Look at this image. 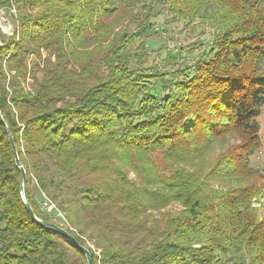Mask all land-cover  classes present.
<instances>
[{"label": "trees", "instance_id": "16d2710c", "mask_svg": "<svg viewBox=\"0 0 264 264\" xmlns=\"http://www.w3.org/2000/svg\"><path fill=\"white\" fill-rule=\"evenodd\" d=\"M157 1L212 27L183 69L144 67V40L128 52L152 29L136 10L147 0H12L0 114L29 204L58 223L34 179L93 264H264V165L250 163L263 144L264 0ZM21 181L0 121V264H87L31 220Z\"/></svg>", "mask_w": 264, "mask_h": 264}, {"label": "rangeland", "instance_id": "374dc122", "mask_svg": "<svg viewBox=\"0 0 264 264\" xmlns=\"http://www.w3.org/2000/svg\"><path fill=\"white\" fill-rule=\"evenodd\" d=\"M7 5H9V3L3 5L6 18L9 16L7 13ZM143 8L144 9L140 6L136 10L138 11V9H140L139 11H146V13H148L149 9L152 29L146 32L142 38L136 40L128 52L130 55H133V53L139 55L140 52H136L140 51L137 45L140 44V41L144 40L146 48V61L143 65L144 67L152 66V68L155 67L159 69L166 61L171 67L183 69L186 64L190 63L192 59L198 55V53L208 47L212 38V27L209 25V22L200 19L192 23L178 20L168 12L166 6L161 1L157 0H147ZM139 19L142 20V13L139 14ZM1 28L4 29L2 24ZM131 29L133 30V25ZM7 37L6 34L0 31V46L3 39ZM179 55H182L183 58H178ZM44 56H46V54L42 52V57ZM52 59H54L53 56ZM34 60L33 56H29L28 63L31 64ZM132 61L134 60L132 59ZM28 81L29 80H27V82ZM150 90L152 91L154 88L151 86ZM257 123L259 136L263 144L251 154L250 163L253 167H262L264 165V106H261V112L257 118ZM32 192L38 201L41 192L36 186L34 179H32ZM68 256L73 260L76 258L72 250H69Z\"/></svg>", "mask_w": 264, "mask_h": 264}, {"label": "water", "instance_id": "95a60500", "mask_svg": "<svg viewBox=\"0 0 264 264\" xmlns=\"http://www.w3.org/2000/svg\"><path fill=\"white\" fill-rule=\"evenodd\" d=\"M0 121L3 123L6 131H7V135H8V141L10 143L11 149L13 151V155H14V160H15V164L17 165L19 171L21 172L22 175V181H21V197H22V202L24 204V207L27 211V213L30 215L31 220H33L36 224L40 225L41 227L48 229L50 231H53L61 236H63L65 239H67L71 244H73L81 253L84 254L85 258H86V262L87 264H93L92 261V256L90 251L85 248L84 246H82L81 244H79V242L62 226L58 225L57 223L54 222H47V221H43L42 219H40L39 217H37L31 207V205L29 204L28 198H27V192H26V173L25 170L23 168V166L21 165L18 155H17V151L13 142V138L7 128V125L5 124V122L2 119V116L0 114Z\"/></svg>", "mask_w": 264, "mask_h": 264}, {"label": "built area", "instance_id": "2783aa9c", "mask_svg": "<svg viewBox=\"0 0 264 264\" xmlns=\"http://www.w3.org/2000/svg\"><path fill=\"white\" fill-rule=\"evenodd\" d=\"M5 13L4 7L0 6V31L8 36L15 35L18 37V32L15 31L14 27V21L15 23L17 22V11L12 0H10L9 5H7V13L9 14L7 18ZM1 24L5 30L1 28ZM37 202L40 209L47 213L54 221L58 222V225L69 226L64 212L57 207V205L45 193L41 192L40 199Z\"/></svg>", "mask_w": 264, "mask_h": 264}]
</instances>
